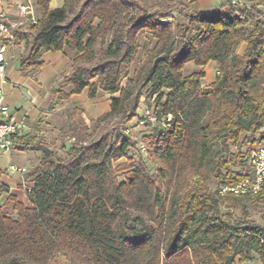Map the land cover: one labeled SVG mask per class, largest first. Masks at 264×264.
I'll return each mask as SVG.
<instances>
[{
	"label": "trees",
	"instance_id": "1",
	"mask_svg": "<svg viewBox=\"0 0 264 264\" xmlns=\"http://www.w3.org/2000/svg\"><path fill=\"white\" fill-rule=\"evenodd\" d=\"M35 1L37 22L16 32L30 35L19 67L41 66L46 50L74 51L63 97L109 93L94 128L115 122L96 137L77 125L69 148L59 147L65 156L38 132L13 137L14 148L42 154L27 204L8 195L11 215L0 203V264H54L57 255L66 264H255L254 256L264 263V227L245 206L264 202V192L219 193L251 175V167L230 169L231 148L264 146V0H223L213 10L195 9L196 0H62L55 8ZM142 31L155 44L122 85ZM189 62H214L213 82L202 85V71L185 75ZM147 89L156 119L142 115L155 130L143 149L153 170L127 156L137 142L124 133Z\"/></svg>",
	"mask_w": 264,
	"mask_h": 264
},
{
	"label": "rangeland",
	"instance_id": "2",
	"mask_svg": "<svg viewBox=\"0 0 264 264\" xmlns=\"http://www.w3.org/2000/svg\"><path fill=\"white\" fill-rule=\"evenodd\" d=\"M223 0H196L193 3V7L197 10H213L217 8ZM52 0V4H53ZM227 10V7H225ZM5 15L9 20H16V12L15 6L9 5L6 7ZM40 14V11L37 12ZM179 20V19H178ZM138 42H139V49L131 62H129L124 69L120 82L122 85H125L129 79L135 78V72L138 65L143 62L146 58V55L149 50L154 46L155 40L148 37L145 32H140L138 35ZM107 41L105 42H98L95 46V50H99L100 48L106 45ZM244 45L241 44L237 48V52L241 53L243 50ZM9 49V48H8ZM28 46L25 49L18 52L17 61L11 60L8 57V50L5 53L6 59V75H7V82L3 85L4 96L7 95L9 86L16 84V77L21 76L23 74V70L19 67L18 61L21 57H24L28 53ZM66 55L70 58L73 57L74 51L70 49L65 50ZM51 53H47L46 55L39 56V59L44 60V67L41 70V75H38L39 79L41 78L42 81H49L52 76V70L54 66L50 64L51 60L49 57ZM71 64L64 62L62 65V69L60 72V77H63L70 71ZM193 71H202L203 77L201 78V84L206 85L208 83L213 82L216 76V65L215 63H209L204 67H195L192 62H189L185 65L183 69V73L185 75L193 72ZM61 81H64L62 80ZM92 81L98 82V78L93 79ZM29 97V93L27 91H23V97L21 101H26ZM111 95L109 93H102L101 90L98 91L94 97H89V95L84 92L77 96L78 99L75 101H70L64 106L61 110L57 111L55 115L51 116L48 120L40 119L36 122L28 125V132L35 133L38 132L44 140H46L52 150L56 151L59 155L65 156V153L59 148L61 144L64 143L66 148H69L72 138L73 130L77 125L85 124L88 126V132H93V137H96L101 131L107 132V130H111L112 126L114 125V121L107 122L105 124H100L96 129L94 128L95 120L99 117L102 113L107 111L109 108V97ZM5 102V98H4ZM154 105V96L150 94L149 89L145 90L141 102L137 108V116L132 118L127 124L124 133L129 136L132 140L137 142V146L132 148L128 151V157H132L133 162H137L139 159H142L146 162L148 168L153 170L156 167V164L152 162L151 159L148 158L145 149H142L141 146L146 147L145 140L148 138V134L155 132L153 126L146 122L142 121V115L147 111L151 110ZM95 129V130H94ZM83 131H85L83 129ZM115 132V131H114ZM257 149L256 145L253 144H246L241 145L238 149L231 148V152H233V156L229 163V167L234 172L239 171H249L250 164H251V157L255 150ZM42 154V151H32L30 153L31 161L29 164V172L33 170V168L38 164L39 158ZM10 156L5 155L3 156V163L9 162ZM127 158L122 157L118 160L113 161V165L117 166L118 164L126 162ZM123 172L119 173V178L123 177ZM30 179V177H29ZM214 185V184H212ZM31 186V185H30ZM0 203L4 204V211L8 214H12L11 211V203H5L4 199L0 200ZM245 206L248 207V210L251 214V219L254 220L258 225L264 227V202L259 203H252V202H245ZM236 214H239V209L235 211ZM253 262L255 264H261L260 259L257 256H254ZM54 264H66V260L63 256L57 255L53 262Z\"/></svg>",
	"mask_w": 264,
	"mask_h": 264
},
{
	"label": "crops",
	"instance_id": "3",
	"mask_svg": "<svg viewBox=\"0 0 264 264\" xmlns=\"http://www.w3.org/2000/svg\"><path fill=\"white\" fill-rule=\"evenodd\" d=\"M32 1L36 6V1ZM20 2L21 0H0V12L4 13L6 7L9 5H14L16 12L17 4ZM53 2L54 3L52 4V0H50V8L60 7L62 5V0H53ZM36 10L37 12L40 11L37 6ZM27 31L28 29L22 33H27ZM29 40L30 35H28L26 39L22 40L16 38L14 46L8 49V57H10L12 61H15L17 59L18 52H21V50L25 49L26 46H28L29 50ZM47 53H51L49 60H51L50 64L54 66L50 80L42 81L41 78L39 79V77H37L38 75H41V70L43 69L45 62L44 60L38 58L39 61H42V65L39 67L25 69L23 70V74H21V76L17 75L16 82L20 84L18 86L16 84L9 86L8 93L5 96V103L9 106L10 110L18 117H23L24 121L28 125H32V123L40 119L48 120L51 116L55 115L57 111L66 106L68 102L78 99L77 96L79 94H70L67 97H63V94L70 93L72 87L65 81H61L62 77H60L62 65L64 62L65 64H71L73 57L70 58L65 52L53 50L43 51L41 53V57ZM24 90L29 93V97L27 96L28 99L26 101H21ZM99 90L100 89L97 90V93ZM84 92L88 94L87 89H84L80 95ZM101 92L106 93L103 91ZM31 152L32 150H19L13 148L8 152L0 153V188L1 186H4L5 188L0 195V200L3 198L5 202L7 196L12 195L17 201L27 204L28 200L24 189L26 185H33V181L31 179L32 177L30 175L31 172H29ZM5 155H9L10 159L9 162L3 163V156ZM11 163L25 168V171L16 172L14 174L8 173L7 167Z\"/></svg>",
	"mask_w": 264,
	"mask_h": 264
},
{
	"label": "built area",
	"instance_id": "4",
	"mask_svg": "<svg viewBox=\"0 0 264 264\" xmlns=\"http://www.w3.org/2000/svg\"><path fill=\"white\" fill-rule=\"evenodd\" d=\"M233 6L242 5V0H232ZM16 20H9L6 15L0 12V153L12 150L13 137L24 134L28 131V126L23 117H18L12 112L9 106L4 102L3 85L7 81L6 75V59L5 53L8 48H12L16 40V32L26 31L31 24H35L38 20V14L35 3L32 0H21L17 4ZM146 118L151 123L155 122L154 114L146 112ZM171 115L163 121V126H168ZM143 122V120L141 121ZM143 149L144 147L141 146ZM251 175L246 176L236 184L222 186L219 190L220 194L231 193L233 195L255 197L264 192V146H259L251 157ZM25 168L19 167L11 163L7 167V172L14 174L16 172H24ZM25 193L31 191V186H25ZM242 264H253L245 261ZM264 264V263H261Z\"/></svg>",
	"mask_w": 264,
	"mask_h": 264
}]
</instances>
